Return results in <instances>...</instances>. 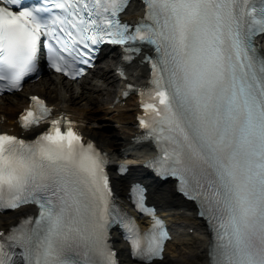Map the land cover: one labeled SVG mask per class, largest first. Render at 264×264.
<instances>
[{"label": "snow or ice", "instance_id": "snow-or-ice-1", "mask_svg": "<svg viewBox=\"0 0 264 264\" xmlns=\"http://www.w3.org/2000/svg\"><path fill=\"white\" fill-rule=\"evenodd\" d=\"M128 4L0 0V92L21 88L42 56L76 77L101 41L124 46L122 60L139 57L151 69L140 86L145 131L134 139H153L157 151L145 163L178 177L198 202L210 229L205 264H264V47L255 40L264 0H143L131 23L120 16ZM116 71L128 79L123 65ZM31 101L19 117L25 129L52 112L40 96ZM105 162L63 115L34 139L0 131V210L38 206L0 227V264H161L171 238L165 220L134 180L135 209L149 217L142 228L116 201ZM114 225L127 261L112 244Z\"/></svg>", "mask_w": 264, "mask_h": 264}, {"label": "bare ground", "instance_id": "bare-ground-1", "mask_svg": "<svg viewBox=\"0 0 264 264\" xmlns=\"http://www.w3.org/2000/svg\"><path fill=\"white\" fill-rule=\"evenodd\" d=\"M141 14L139 4L130 3L125 10V19H135ZM261 46L264 47V35L260 36ZM113 51V50H112ZM108 58L103 59V64L98 65L91 73V77H83L74 82L66 81L57 74H49L38 82L30 84L26 82L19 92L13 93V97H0V131L30 135L39 131L36 128L23 131L17 124V113L26 106L28 96L40 90L42 97L48 96L49 103L53 106L55 114H63L78 123L81 132L94 140L105 151L111 161L116 155L121 159L132 163L130 172L123 178L113 179L116 194L121 200H125L127 184L136 177H143L149 185V200L156 203L160 212L163 213L172 226L174 235L171 241H167L166 258L161 264H205V249L209 234L205 231L202 222L195 216L194 207L182 200L173 190L170 181L155 183L135 164V160L144 155L146 148L137 152L134 148L140 145L131 138L136 134L134 117L137 113V102L134 96L124 100H115L120 88L125 81L142 83L147 77V68L139 62V58L123 65L128 72V79H121L116 73V64H122L119 55L105 52ZM118 87H120L118 89ZM81 100L88 104L97 103L102 111L103 118L113 121L116 125L117 134L109 144L103 139H98L92 127L84 124L86 112L79 106ZM16 112V114H15ZM135 159V160H134ZM24 207L0 214V227L15 223L17 218L24 213ZM115 246L121 251V259L128 260L127 246L118 236H114ZM132 264V262H130Z\"/></svg>", "mask_w": 264, "mask_h": 264}, {"label": "rangeland", "instance_id": "rangeland-1", "mask_svg": "<svg viewBox=\"0 0 264 264\" xmlns=\"http://www.w3.org/2000/svg\"><path fill=\"white\" fill-rule=\"evenodd\" d=\"M108 57L109 56L105 54L102 56V60ZM100 62L103 61L100 60ZM46 76L47 75H44V77ZM33 83L30 82V84ZM35 93L40 94V90L36 91ZM8 96L13 97V95H8ZM45 98L48 100V96H46ZM81 101L84 102L85 100H81ZM79 106L83 111L86 112V118L84 119V124H87L88 126L92 127L98 139L99 138L103 139L105 142L110 144L117 134L116 127L118 126V124L116 125L113 121L103 118L102 111L97 107L98 106L97 103L88 104L84 102L83 104L81 103Z\"/></svg>", "mask_w": 264, "mask_h": 264}]
</instances>
